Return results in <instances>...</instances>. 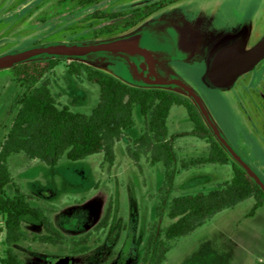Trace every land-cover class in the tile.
<instances>
[{
	"label": "rangeland",
	"instance_id": "obj_1",
	"mask_svg": "<svg viewBox=\"0 0 264 264\" xmlns=\"http://www.w3.org/2000/svg\"><path fill=\"white\" fill-rule=\"evenodd\" d=\"M132 1L135 0H101L83 6L77 0H0V55L36 42H81L92 38L97 29L112 21L90 20L91 14H105L110 6L119 9ZM157 6L142 21L117 30L114 36L126 35L158 16H185L202 34L203 50L188 62L173 60L172 66L162 65L158 68L160 75L164 78L177 73L192 86L242 158L255 170L258 166L264 168V58L226 90L207 88L200 78L203 56L213 40L246 28L247 40L249 36L253 41L262 37L264 0H163ZM250 43L247 41L246 47ZM68 62H58L45 76L52 95L70 110L89 114L98 100V87L88 83L83 75L70 76ZM95 67L132 84L118 62L104 60ZM22 91L10 70L0 71V145ZM132 116L133 128L114 144L112 165L104 161L102 153L77 162L61 159L55 166L22 154L8 159L12 182L29 197L33 207L49 216L66 242L85 236L89 240L77 249L66 243L62 255H58L56 247L20 243L15 250L25 264H53L62 257L72 264H139L152 228L159 230L170 223L166 207L160 206L159 188L164 179L161 165L151 166L145 157L136 162L127 153L144 129L138 105H134ZM167 127L173 137L176 160L207 155V145L192 133L193 125L182 106L170 108ZM174 171L165 201L207 191L233 176L230 164L181 169L176 163ZM6 191L12 194L13 186L8 185ZM253 205L252 198L246 199L217 212L191 233L167 241L169 251L163 264H264V204L255 210ZM108 209L106 226L97 228ZM22 229L26 234L42 233L41 226L30 217L22 220ZM4 237L0 215V258Z\"/></svg>",
	"mask_w": 264,
	"mask_h": 264
},
{
	"label": "trees",
	"instance_id": "obj_2",
	"mask_svg": "<svg viewBox=\"0 0 264 264\" xmlns=\"http://www.w3.org/2000/svg\"><path fill=\"white\" fill-rule=\"evenodd\" d=\"M100 1L77 0L83 6L94 5ZM162 1L156 0L128 9L110 6L105 14H91L90 20L108 19L112 23L97 29L92 38L83 41L117 37L114 36L117 30L139 23L151 14L150 9H157V4ZM42 44L36 42L30 46ZM20 49L23 48L10 50ZM60 61L66 60L32 61L9 69L15 84L23 88V91L0 145V215L3 217L5 230V248L0 264H25L15 250V246L23 242L56 247L58 255H62L66 243L69 248L77 249L89 241L88 236H85L66 242L49 216L41 209L33 207L29 197L12 182L8 159L12 155L22 154L47 166H55L61 159L77 162L90 155L102 153L104 161L112 165L115 159V142L135 124L132 116L134 105H138L139 113L144 117V129L134 141V147L127 149V153L136 162L145 157L151 166L161 165L164 179L159 188L160 206L166 207L165 215L170 221L162 229L152 228L139 264H163L169 251L167 241L191 233L217 212L232 208L249 198L254 200L253 210L264 204V192L217 144L187 97L171 90L127 84L96 67L79 61H69L68 74L73 77L83 75L88 83L98 87L99 92L98 100L89 114L74 112L56 101L45 77ZM173 105L185 109L193 125L192 133L207 145V155L176 160L173 137L169 136L167 127V117ZM176 163L181 169L203 164H230L233 176L231 180L217 184L207 191L182 194L165 201ZM8 185L13 186L12 194L6 191ZM25 217L34 219L41 226L42 233L26 234L22 229V220ZM109 217L108 209L97 228L106 226Z\"/></svg>",
	"mask_w": 264,
	"mask_h": 264
},
{
	"label": "water",
	"instance_id": "obj_3",
	"mask_svg": "<svg viewBox=\"0 0 264 264\" xmlns=\"http://www.w3.org/2000/svg\"><path fill=\"white\" fill-rule=\"evenodd\" d=\"M154 1L135 0L119 8H134ZM247 29L215 39L207 48L203 56L204 71L200 77L207 88H231L240 76L251 71L264 58V34L255 44L246 47ZM202 45V34L194 30L185 16H159L122 36L94 41L50 42L3 53L0 55V71L49 59L79 61L94 67L104 60L118 62L130 76L132 85L178 91L187 97L217 144L264 192V168L258 166L255 170L235 150L198 92L180 76L171 74L163 78L158 71L159 67L173 60L188 62L198 57L203 50ZM53 264L72 263L62 257Z\"/></svg>",
	"mask_w": 264,
	"mask_h": 264
},
{
	"label": "flooded vegetation",
	"instance_id": "obj_4",
	"mask_svg": "<svg viewBox=\"0 0 264 264\" xmlns=\"http://www.w3.org/2000/svg\"><path fill=\"white\" fill-rule=\"evenodd\" d=\"M158 17H159V16H158ZM257 40H258V39H257ZM257 40H256V41H257ZM247 41H249V43L251 42V43L249 44V46H251L252 44H254V43L256 42V41H253V39H251L250 36H249V39H248ZM260 61H261V60H260ZM260 61H259V62H260ZM259 62H258V63H259ZM258 63H257V64H258ZM168 65H169V66H172V65L170 64V62L168 63ZM176 75H177V73H176ZM65 228H67V225H65ZM69 262H70V261H69Z\"/></svg>",
	"mask_w": 264,
	"mask_h": 264
},
{
	"label": "bare ground",
	"instance_id": "obj_5",
	"mask_svg": "<svg viewBox=\"0 0 264 264\" xmlns=\"http://www.w3.org/2000/svg\"><path fill=\"white\" fill-rule=\"evenodd\" d=\"M159 73H161V71L158 69Z\"/></svg>",
	"mask_w": 264,
	"mask_h": 264
}]
</instances>
